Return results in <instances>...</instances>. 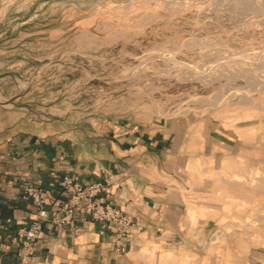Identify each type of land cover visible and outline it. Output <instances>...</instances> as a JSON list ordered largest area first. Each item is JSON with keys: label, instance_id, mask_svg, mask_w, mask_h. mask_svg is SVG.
<instances>
[{"label": "rangeland", "instance_id": "obj_1", "mask_svg": "<svg viewBox=\"0 0 264 264\" xmlns=\"http://www.w3.org/2000/svg\"><path fill=\"white\" fill-rule=\"evenodd\" d=\"M0 105L204 121L220 238L264 246V0H0Z\"/></svg>", "mask_w": 264, "mask_h": 264}, {"label": "crops", "instance_id": "obj_2", "mask_svg": "<svg viewBox=\"0 0 264 264\" xmlns=\"http://www.w3.org/2000/svg\"><path fill=\"white\" fill-rule=\"evenodd\" d=\"M209 138L204 121L185 117L39 120L0 105V264L18 263L13 239L36 218L20 185L41 187L50 209L63 198L65 176L107 184L98 200L133 219L125 251H116L111 225L78 208L63 225H43L35 264H264V246L220 238L224 194L205 175L212 163H195L206 157Z\"/></svg>", "mask_w": 264, "mask_h": 264}, {"label": "built area", "instance_id": "obj_3", "mask_svg": "<svg viewBox=\"0 0 264 264\" xmlns=\"http://www.w3.org/2000/svg\"><path fill=\"white\" fill-rule=\"evenodd\" d=\"M62 192V200L50 209L45 208L42 196L43 189L29 182L20 185V198L31 202L35 208V220L28 227L18 230L13 243L18 245L21 252L17 264H35L33 258V244L43 225L49 227L63 225L67 219L73 216L78 208L83 209L86 217L100 223L102 226L111 225L112 233L118 244L117 252L123 253L125 248L121 245L122 239L129 237L133 219L122 210L102 203L98 200L101 193L106 191L107 184L103 183H79L76 179L63 177L59 183Z\"/></svg>", "mask_w": 264, "mask_h": 264}]
</instances>
